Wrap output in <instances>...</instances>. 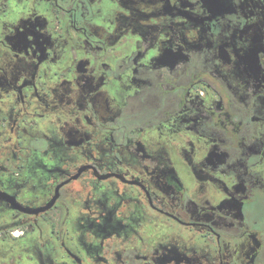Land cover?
I'll list each match as a JSON object with an SVG mask.
<instances>
[{
  "label": "flooded vegetation",
  "instance_id": "obj_1",
  "mask_svg": "<svg viewBox=\"0 0 264 264\" xmlns=\"http://www.w3.org/2000/svg\"><path fill=\"white\" fill-rule=\"evenodd\" d=\"M0 264H264V0H0Z\"/></svg>",
  "mask_w": 264,
  "mask_h": 264
}]
</instances>
